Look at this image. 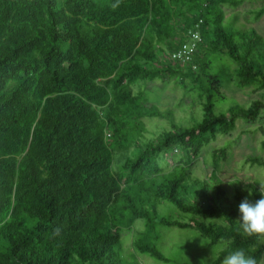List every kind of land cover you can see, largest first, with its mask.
<instances>
[{
	"label": "trees",
	"instance_id": "16d2710c",
	"mask_svg": "<svg viewBox=\"0 0 264 264\" xmlns=\"http://www.w3.org/2000/svg\"><path fill=\"white\" fill-rule=\"evenodd\" d=\"M245 1L0 0V264H128L121 229L138 219L132 245L156 259L169 261L161 230L179 227L196 230L203 264L236 249L264 261V239L242 236L238 221L245 198H262L260 182L230 192L218 180L230 145L212 152L209 177L191 172L238 119L264 115L261 99L217 113L222 79L206 73L207 54L224 55L234 64L226 80L264 91V36L226 24L225 7ZM250 12L258 21L264 5ZM196 29L193 61L172 60ZM168 77L209 91L194 125L149 101L147 84ZM153 117L169 128L152 130Z\"/></svg>",
	"mask_w": 264,
	"mask_h": 264
},
{
	"label": "rangeland",
	"instance_id": "374dc122",
	"mask_svg": "<svg viewBox=\"0 0 264 264\" xmlns=\"http://www.w3.org/2000/svg\"><path fill=\"white\" fill-rule=\"evenodd\" d=\"M263 5L264 0H246L237 8L225 7L226 24L229 25L228 23L234 22V25L239 28L253 27L264 36V16L260 20L254 21L251 19L250 12ZM207 57L208 60L211 59V63L206 73L218 74L222 79L218 87L224 97L216 95L214 100L217 113L227 112L235 102L249 105L255 99L264 101V91H257L253 87L240 89L236 86L234 77L226 80L225 74L227 76L228 71L234 67L232 59H227L228 57L226 58L224 55L221 57L218 54L211 53L210 55L207 54ZM184 81L188 84L187 88H184L183 84H178V81L171 77L164 81L149 82L147 84V96L151 103L163 110L174 108L178 120H183L185 125L191 126L195 124L194 119H202L204 102L207 100L209 91L205 89V85L202 87L198 84L197 86L189 78H185ZM185 115L187 119L184 120ZM146 121L152 130L161 129L163 131L162 127L169 128V121L158 117L146 118ZM227 144L230 145L227 159H222L219 162L218 180L221 185L231 192V183L234 181L245 184L253 181L264 182V166L253 165L248 161L250 155L264 158V115H261L252 123L242 118L238 119L237 128L234 131L219 136L216 141L204 149L202 155L194 161L191 172L200 177H209L213 168L212 152ZM120 155L121 152L115 155L114 169L116 171H119L123 164ZM168 162L171 167L174 166L171 157L168 158ZM144 229L145 222L142 219L135 221L133 230L121 229L122 255L128 264H187L188 262L203 264L209 261L210 256L201 250L204 248V243L196 236V230L181 229L179 227H169L161 230L159 247L165 256L169 258V261L159 260L149 254L140 253L134 249L132 241L134 232ZM261 264H264V261Z\"/></svg>",
	"mask_w": 264,
	"mask_h": 264
},
{
	"label": "clouds",
	"instance_id": "9594fccd",
	"mask_svg": "<svg viewBox=\"0 0 264 264\" xmlns=\"http://www.w3.org/2000/svg\"><path fill=\"white\" fill-rule=\"evenodd\" d=\"M258 185V191L262 194V198L254 203L245 198L238 206L240 234L245 238L264 239V182ZM254 250L250 249V251ZM221 264H257V260L252 255L247 254L245 250L236 249L228 252L223 257Z\"/></svg>",
	"mask_w": 264,
	"mask_h": 264
},
{
	"label": "built area",
	"instance_id": "2783aa9c",
	"mask_svg": "<svg viewBox=\"0 0 264 264\" xmlns=\"http://www.w3.org/2000/svg\"><path fill=\"white\" fill-rule=\"evenodd\" d=\"M201 35L198 29L189 30L188 39L182 46L172 53L171 59L181 63H190L193 61L194 53L197 51L198 42Z\"/></svg>",
	"mask_w": 264,
	"mask_h": 264
}]
</instances>
